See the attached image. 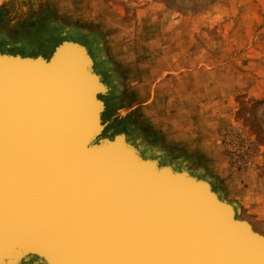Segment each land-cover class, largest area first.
<instances>
[{"label":"rangeland","instance_id":"374dc122","mask_svg":"<svg viewBox=\"0 0 264 264\" xmlns=\"http://www.w3.org/2000/svg\"><path fill=\"white\" fill-rule=\"evenodd\" d=\"M62 41L109 88L106 137L207 180L264 234V0H0L1 52Z\"/></svg>","mask_w":264,"mask_h":264},{"label":"bare ground","instance_id":"6f19581e","mask_svg":"<svg viewBox=\"0 0 264 264\" xmlns=\"http://www.w3.org/2000/svg\"><path fill=\"white\" fill-rule=\"evenodd\" d=\"M68 43L71 45L68 47L69 52L76 56L84 70L77 75L78 78L81 75L79 83L87 89L83 92L84 102L81 99L75 101L69 95L60 100L51 93H38L34 96L27 93L12 94L11 90L13 91L16 85L8 86L20 78L14 73L16 65L13 64L23 63L20 60L30 56L0 51V62L9 63L2 66L0 64V170L3 171L0 173V179H3L1 175L13 174L10 168H14L17 178H25L29 183L7 187L10 181H3L4 188H0V191H5L6 194L0 195V255L8 260L9 264H17L23 247L35 245L41 247H37V251L42 256H49L56 264H116L117 258H121L120 264H123V256L127 258V264H184L173 257L174 246L163 242L159 244L157 236L161 237V233L165 231L163 224H159V217L137 216L135 220H123L118 216L120 210L116 199L123 193L121 185L131 181H137L146 191L153 184L173 185L175 180L199 194L202 200L200 184L196 185L193 180L177 176V170L172 166L159 168L160 164L157 162L160 155L157 152H154L153 158H144L141 153H137L140 152L141 146L132 143L127 133L119 132L106 137L103 120L100 140L107 138L113 142L105 143L104 148L122 154L123 167L132 172L128 173L127 177L119 176V185L114 187L112 181L106 182L104 178L100 180L104 183L92 181L89 179L92 178L89 177L92 171L85 170L84 167L88 163L93 170L91 154L80 157L75 150L65 149L61 130L65 129L69 133L71 126L79 123L83 115L85 118L89 115L92 119L93 113L99 110V104L90 98V93L97 94L104 111L106 107L101 98L107 96L100 87H93L94 81L85 72L89 63L81 55L83 45L74 41ZM7 54L13 58L2 56ZM16 56L18 58H14ZM26 70L28 69L20 67L18 72L25 76ZM93 71L105 86L94 68ZM43 72V68L39 67L37 79L43 77ZM6 89L9 98L5 94ZM77 117L78 120L74 122ZM72 118L74 120H71ZM180 170L195 177L184 168ZM5 179L14 182L13 178ZM219 199L233 206L220 197ZM227 214L225 212V215ZM193 215L195 213L192 210H176L172 212L171 222L175 219L180 222L186 216ZM236 215L234 210V219L241 223L236 224L239 234L246 235L250 229L252 233L264 239L262 232ZM170 219L164 218L163 221ZM138 220L143 225H139ZM134 256L140 257L135 263ZM33 259H37V263L46 264L43 259L33 256H28L22 264H29ZM34 261L32 263H35Z\"/></svg>","mask_w":264,"mask_h":264},{"label":"water","instance_id":"95a60500","mask_svg":"<svg viewBox=\"0 0 264 264\" xmlns=\"http://www.w3.org/2000/svg\"><path fill=\"white\" fill-rule=\"evenodd\" d=\"M69 46L71 45L68 41H62L54 48L52 54L47 59L38 55L35 57H25L22 60L19 59L23 63H18V65L13 64L16 65L14 73L18 74L20 78L16 83L13 82L8 86L12 87L16 85L14 90H11L12 94L20 93L21 95L27 93L34 96L38 93H51V95L60 100L69 95L75 101L81 99L84 102L83 92L85 93L87 89L84 88L85 85L82 86L79 83V78H82L81 75L79 78L77 77L78 72H84V70L82 65H79L76 56L69 52ZM81 55L88 60L89 66L85 69V72L94 81L93 87L97 88L98 86L103 93L108 94L109 88L107 85L104 86L100 83L98 76L94 73V62L86 49H84V46L82 47ZM2 56H6L4 58H13L10 54ZM14 58H18V56ZM0 64L1 66L4 64L9 65V63L4 61L0 62ZM20 67L28 69L25 76H22L18 72ZM39 67H42L44 71L41 79H37ZM11 69L13 71V67ZM46 77L48 78L46 79ZM5 94L9 98L7 89L5 90ZM90 98L99 104V110L93 113L92 119L89 115L86 118L83 115L79 123L71 126L69 133L65 129H60L62 131L63 144L66 150L73 149L80 157H85L88 153L91 154L93 158L90 160L91 165L93 164V170L88 166V163L84 165V162H82L85 170L92 171L89 173L90 175L87 174L89 177H92L89 179L100 181L104 178L106 182L112 181L113 186L116 187L120 184L117 180L119 176L127 177L128 173L132 172L127 169L125 170L123 167L122 162L124 159L122 154L115 150H106L104 148L105 143H113L107 138L100 140L104 127L101 125L104 106L97 99L95 92L90 93ZM71 120H74V118ZM77 120L78 117L75 118L74 122ZM93 125L95 128H93ZM137 153L140 154L139 151ZM157 163L159 164V161ZM163 167L160 165L159 168ZM10 169L14 173L10 174V176L1 175L3 179H0V188H4L3 181H10L7 187L10 185L14 186V184H29L25 178H17V171L14 168ZM1 172L3 171L0 170ZM175 174L179 177L183 176L188 180H193L196 185L200 184L199 188L202 190V200L199 194L183 187L181 183L175 180L172 182L174 183L173 185L156 186L153 184L146 191L139 186L137 181H131L128 184L121 185L123 193L117 196L116 199L119 203V218L123 220H135L137 216L143 218L159 217L161 220L159 224H163V228H165V231L162 233L157 231L161 233V237L157 236L158 240H160L159 244L163 242L168 245L170 244L171 247L174 246L173 257L184 264H264V239L252 233L246 225L244 227L249 229L246 235L239 234L236 231V224L241 223L234 219L235 208L222 202L207 180L191 177L183 170H179ZM8 177L13 178L14 182L12 183L11 179H5ZM4 192L0 191V195H6ZM185 209L194 211L195 215L186 216L180 222L176 219H173L174 222H171L173 218L172 212L176 210L184 211ZM225 212L228 214L225 215ZM164 218L171 219L163 221ZM138 224L143 225L139 220ZM150 228L161 229L160 227ZM37 247L38 249L41 248L35 245L24 246L17 264H22L23 261L27 260L28 256L43 259L46 264H56L49 256H42L37 251ZM139 258L134 256L133 263L137 262ZM117 259L118 262L116 264H120L121 258ZM0 264H9V261H6L0 255ZM123 264H127V258L124 256Z\"/></svg>","mask_w":264,"mask_h":264},{"label":"crops","instance_id":"0c3cea01","mask_svg":"<svg viewBox=\"0 0 264 264\" xmlns=\"http://www.w3.org/2000/svg\"><path fill=\"white\" fill-rule=\"evenodd\" d=\"M9 53H13V52H9Z\"/></svg>","mask_w":264,"mask_h":264}]
</instances>
